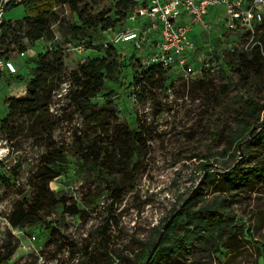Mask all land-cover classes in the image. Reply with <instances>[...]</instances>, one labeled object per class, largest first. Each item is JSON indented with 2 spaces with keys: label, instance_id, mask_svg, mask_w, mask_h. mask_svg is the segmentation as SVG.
<instances>
[{
  "label": "rangeland",
  "instance_id": "rangeland-1",
  "mask_svg": "<svg viewBox=\"0 0 264 264\" xmlns=\"http://www.w3.org/2000/svg\"><path fill=\"white\" fill-rule=\"evenodd\" d=\"M120 1H99L91 12L109 10L113 16L116 9H122ZM221 10L213 8L206 19ZM55 11L59 17L50 20V36L30 43L16 30L0 40V53L10 39L15 42L8 49L17 67L15 74L0 75V119L7 113L5 99L25 93V82L16 76L29 78L38 53L53 48L56 42L83 41L92 47L99 43L98 29L75 31L73 26H79L80 21L68 7ZM24 14L23 4H18L7 9L4 17L14 25ZM211 31L194 28L188 33L199 54L210 42L217 56L216 69L205 76L211 80L207 91L193 82L196 79L183 78L176 70L166 71L162 88L142 89L133 81L142 68L135 51L129 42L120 43L116 48L119 80L106 81L91 100L96 106L103 105L105 94L113 91L106 131L74 105L69 81L63 79L53 92L49 112L55 121L52 139L57 147H64L67 161L48 187L69 211L62 206L49 207L32 225H11L16 210L31 201L41 161L51 148L45 134L37 131L21 133L12 141L0 132V148L7 151L0 160V256L5 247H12L7 264H146L157 251L148 259L163 225L195 191L202 199L195 207L220 204L228 216L229 232L223 231L216 252L211 246L199 249L200 241L194 240L185 256L170 264H264V174L253 181L244 177L221 180L223 173L238 164L263 167L264 171V142L255 137L264 131V67L258 71L251 68L248 73L241 64L243 57L251 56L255 43L261 46L264 62V26L255 32L258 40L252 41L241 29L215 26ZM19 43L32 47L35 54L20 56ZM82 54L64 52L66 71L82 62ZM239 68H244L245 76ZM120 128L137 131L139 143L123 136L122 140ZM77 139L83 140L82 151L75 145ZM85 150L91 151L93 163L80 160ZM73 210L78 212L73 214ZM185 221L183 227L175 223L167 231L168 242L183 236ZM233 227L237 228L234 238L230 233ZM230 243L233 248L225 247Z\"/></svg>",
  "mask_w": 264,
  "mask_h": 264
},
{
  "label": "trees",
  "instance_id": "trees-1",
  "mask_svg": "<svg viewBox=\"0 0 264 264\" xmlns=\"http://www.w3.org/2000/svg\"><path fill=\"white\" fill-rule=\"evenodd\" d=\"M99 1L102 0H26L22 3L25 14L22 18L15 20L14 25L9 20H6L5 17L3 18L0 25V30H2L0 40L6 39L8 35L15 34L16 30L22 31L26 40L30 43L50 36L53 32L50 20H56L59 17L55 10L63 6L68 7L71 12L77 14L80 25L73 26L76 32H82L90 28L100 31L108 27H119L123 24L127 12L135 5L133 0H122L120 1L122 9H116L113 16L110 15L109 10L92 14V5ZM13 6H9L7 9ZM257 35L259 36L256 33L254 39H256ZM12 43L15 42L10 39L5 44L4 51L0 53V57H10L9 53L11 49L8 48ZM24 49H26L25 44L19 43L17 45L19 52ZM260 51L261 46L259 43H255L251 50V56L249 58L243 57L245 62L241 64L249 69L248 73H250L251 68L258 71L264 67ZM64 52L59 47L58 42H56L53 48L50 47L49 50L38 53L29 78L24 80L22 75L16 76L19 81L25 82V93L23 92L24 94L21 96L5 99L7 113L5 117L0 119V132L5 135V138L8 141H12L19 134L33 130L37 131L39 135L45 134L46 142H48L47 147L51 148V151L46 153L41 161V169L37 176V184L33 185L31 201L25 208H18L15 217L11 219V225L14 227L23 228L34 224L42 218L40 212L49 209V207L62 206L65 208V211L71 210L62 199L53 197V192L48 187L50 181L61 175L63 165L67 161L64 147H57L52 139L55 121L52 120L49 112L53 92L59 88L63 79L67 78L69 81L70 100L73 101L74 105L86 113L89 119L94 121L95 125L102 127L105 131L107 129L105 117L112 110L111 97L113 91H108L105 94L103 105L96 106L91 100L104 89L106 81L116 83L119 80L121 71L119 70L120 65L116 61V49L111 47L106 49L102 54L89 56L87 60L80 62L77 67L69 71H66L64 66ZM239 71L242 76H245L246 72L244 68H239ZM166 73L161 67L152 65L140 68V71L133 76V81L142 89H151L155 86L162 88L166 81ZM206 75L193 81L203 91H207L211 85V80L207 79ZM119 130L121 138L123 136L125 140H132L135 144L139 143L140 137L137 136V131L131 132L123 128ZM255 137L258 142H264V131L262 130L257 133ZM75 145L81 151L85 149L83 140L81 139H77ZM82 154L79 157L80 160L84 158L93 163L91 151L85 150ZM130 174L131 176L134 175L133 172ZM263 174V167L246 168L238 164L235 169L223 173L221 180L237 181L242 180L244 177L253 181V177H259ZM200 198L201 193L195 191L191 197L184 200L185 206H182L178 211L164 236L161 237L156 253L146 264H158L160 262L170 264L172 260H179L193 246L194 240L200 241L199 249L206 250L211 246V249L214 248V252L217 251V247L222 242L223 231L227 230V233L229 232L227 224L228 216L223 214L220 204L212 206L203 204L195 207L197 201L202 200ZM77 212V210L71 211L73 214ZM183 219H186L184 223L185 233L182 237H175L168 242L166 240L167 231H170L175 223L177 226H180V224L182 226ZM236 229V227H233V231H230V233H233L232 238L236 235ZM225 247L230 249L234 246H231L230 243L229 245L226 244ZM11 254L12 247H5L4 253L0 256V264H7L6 261Z\"/></svg>",
  "mask_w": 264,
  "mask_h": 264
},
{
  "label": "built area",
  "instance_id": "built-area-1",
  "mask_svg": "<svg viewBox=\"0 0 264 264\" xmlns=\"http://www.w3.org/2000/svg\"><path fill=\"white\" fill-rule=\"evenodd\" d=\"M25 1L0 0V25L9 6ZM133 1L135 5L127 12L121 26L100 30L101 39L95 47L71 40L58 43L59 47L63 51H83L81 61H85L91 56L89 52L102 54L108 48L116 49L120 43L129 42L142 68L156 65L165 71L176 70L183 78L197 79L213 72L218 63L210 42L205 44L207 47L202 54L198 53L195 41L188 35L192 29L199 28L206 33H211L215 26L231 31L241 29L251 36L249 41H252L255 32L264 26V0ZM215 7L222 10L213 18L206 19ZM34 54L32 47L19 52L20 56ZM16 72L17 67L10 57H0V73ZM6 154L7 151L0 148V160Z\"/></svg>",
  "mask_w": 264,
  "mask_h": 264
},
{
  "label": "water",
  "instance_id": "water-1",
  "mask_svg": "<svg viewBox=\"0 0 264 264\" xmlns=\"http://www.w3.org/2000/svg\"><path fill=\"white\" fill-rule=\"evenodd\" d=\"M180 210V208L178 210H176L174 213H172L169 217V219L166 221V223L163 225L162 230L160 231V234L157 238V241L154 243L152 249L150 250V253L148 255V259L151 258V256L153 255V252L157 249L159 241L161 239V237L163 236L164 231L168 228V226L172 223L173 219L175 218V216L177 215L178 211Z\"/></svg>",
  "mask_w": 264,
  "mask_h": 264
},
{
  "label": "crops",
  "instance_id": "crops-1",
  "mask_svg": "<svg viewBox=\"0 0 264 264\" xmlns=\"http://www.w3.org/2000/svg\"><path fill=\"white\" fill-rule=\"evenodd\" d=\"M23 87H24V91H25L26 90V85L24 84Z\"/></svg>",
  "mask_w": 264,
  "mask_h": 264
}]
</instances>
